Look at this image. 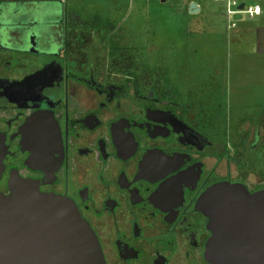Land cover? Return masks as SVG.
<instances>
[{
	"label": "flooded vegetation",
	"instance_id": "af4514ba",
	"mask_svg": "<svg viewBox=\"0 0 264 264\" xmlns=\"http://www.w3.org/2000/svg\"><path fill=\"white\" fill-rule=\"evenodd\" d=\"M73 2L0 1V193L17 177L72 201L105 264H208L198 200L223 182L264 190L260 112L250 138L164 21L162 49H177L153 56ZM33 117L37 136L54 135L35 156Z\"/></svg>",
	"mask_w": 264,
	"mask_h": 264
},
{
	"label": "water",
	"instance_id": "95a60500",
	"mask_svg": "<svg viewBox=\"0 0 264 264\" xmlns=\"http://www.w3.org/2000/svg\"><path fill=\"white\" fill-rule=\"evenodd\" d=\"M198 11L190 2L189 14ZM44 123L33 117L26 124L34 156L54 136L52 127L50 135L35 134ZM8 189V195L0 193V264H105L93 231L72 201L42 193L17 177ZM197 207L209 219L208 264H264V190L250 193L241 184L218 183L200 196Z\"/></svg>",
	"mask_w": 264,
	"mask_h": 264
},
{
	"label": "rangeland",
	"instance_id": "374dc122",
	"mask_svg": "<svg viewBox=\"0 0 264 264\" xmlns=\"http://www.w3.org/2000/svg\"><path fill=\"white\" fill-rule=\"evenodd\" d=\"M157 1L160 0H74L73 5H79L74 7L79 19H90L94 15V18L98 16L106 24L115 21L122 28L119 32L120 41L129 40L128 36L131 35L130 38L135 40L137 45L141 42L146 44V46L137 47V50L145 49L150 51L153 56L157 53H169L177 49L168 48L165 51L160 48L164 40L158 34L165 35L166 32L163 25L159 29L156 24L161 25L164 21L170 26L169 29L173 34L179 30L181 45L177 41L176 43L183 46L185 52L198 50L195 55L198 61L197 66L190 65L191 69L187 67L191 76H199L195 79L199 83L198 87L204 88V84L210 82L211 79L216 86L217 102L221 97V90L223 92L221 101L225 106L227 99H231L229 106L233 107V120L236 121L237 117L247 118L245 113L240 112V103L250 104L256 97L258 98L259 93L262 95L263 91L259 92L255 85L243 87L236 82L230 84V72L234 70L239 74V70L246 67L245 63L248 59L243 55L246 54L245 52L261 48L264 50V44H262L264 33L258 31L264 29V0H237L246 3V5H258L261 8V14L253 18L243 15L234 29L227 27V20L219 8L220 5L212 3L210 0H166L163 2L164 7L157 5H161ZM190 1L201 5L199 14H189L187 4ZM153 17L157 19H153ZM150 27L152 32L148 31ZM186 27H191L196 32L192 38L186 39L182 33ZM259 35L260 43L257 39ZM169 46L171 47V45ZM166 57L173 56L166 55ZM190 60L196 61L194 57H190ZM252 63L255 66V62L252 61ZM192 87L195 88L193 85ZM243 129L249 130L248 136L251 138L252 127L248 129L244 124ZM262 142L264 144V140ZM258 154L255 160L260 158L259 164L264 169V152L259 151Z\"/></svg>",
	"mask_w": 264,
	"mask_h": 264
},
{
	"label": "crops",
	"instance_id": "0c3cea01",
	"mask_svg": "<svg viewBox=\"0 0 264 264\" xmlns=\"http://www.w3.org/2000/svg\"><path fill=\"white\" fill-rule=\"evenodd\" d=\"M104 3V5H106V2ZM245 53L246 54L243 55H245V57L248 59L245 63L246 67L240 69L239 74L237 73V71L234 70L230 72V84H234L233 82H236L238 83V85L241 84L243 87L255 85L257 86L259 92L260 90L263 91V94L261 95V93H259L258 98L256 97L253 101H251L250 104H247L245 101V103H240V112L245 113L247 115V118H245V124L247 125L248 129L252 127V122H254V112H260L256 120L259 124L260 147L263 150L264 144L262 141L264 140V50L260 49ZM252 61L255 62V66H253ZM248 62L249 64H247ZM239 77L240 79L238 80ZM230 102L231 99H229V105ZM229 107L231 110L233 109V107ZM245 131L247 134L249 133V130Z\"/></svg>",
	"mask_w": 264,
	"mask_h": 264
},
{
	"label": "built area",
	"instance_id": "2783aa9c",
	"mask_svg": "<svg viewBox=\"0 0 264 264\" xmlns=\"http://www.w3.org/2000/svg\"><path fill=\"white\" fill-rule=\"evenodd\" d=\"M210 1L212 3L220 5L219 8L222 10V12L226 17L227 20L226 23L229 29H234L236 27L237 22L242 19L243 15H247L249 18H253L261 14V8L258 5H246V3L238 2L237 0H210ZM190 2H194V1H190ZM241 5L243 7L242 9H239V6ZM197 6L199 7V11H198L199 14L201 12V5L197 4ZM237 15L240 16V19H237L235 17Z\"/></svg>",
	"mask_w": 264,
	"mask_h": 264
},
{
	"label": "trees",
	"instance_id": "16d2710c",
	"mask_svg": "<svg viewBox=\"0 0 264 264\" xmlns=\"http://www.w3.org/2000/svg\"><path fill=\"white\" fill-rule=\"evenodd\" d=\"M158 2V1H157ZM164 2H166V0H164ZM158 3H161V5L160 4H157V5H159L160 7H164V3L160 0ZM157 5H155L156 7H158ZM188 5V4H187ZM159 8V7H158ZM186 13V12H185ZM153 19H157V18H154L153 17ZM177 31V30H176ZM183 34H184V36H185V38L186 39H188V38H192L194 35H195V31L194 30H192V28L191 27H186L185 29H184V31L182 32ZM158 35H160V34H158ZM163 40V39H162ZM173 44H175L174 46H176V42L175 43H173ZM146 46V44H144V43H139V45H137V47H140V46ZM162 46L160 47L161 49H162V47H163V43L161 44ZM171 45V44H170ZM145 50V49H144ZM194 51H198L197 49H194ZM256 51V50H255Z\"/></svg>",
	"mask_w": 264,
	"mask_h": 264
}]
</instances>
